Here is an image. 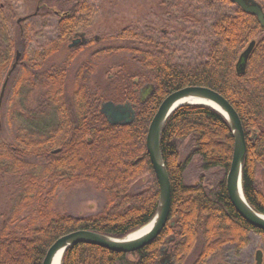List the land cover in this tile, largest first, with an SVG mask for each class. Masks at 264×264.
<instances>
[{
    "label": "trees",
    "instance_id": "1",
    "mask_svg": "<svg viewBox=\"0 0 264 264\" xmlns=\"http://www.w3.org/2000/svg\"><path fill=\"white\" fill-rule=\"evenodd\" d=\"M257 1L264 12V0ZM78 9L89 22L92 6L81 4ZM71 24L59 26L52 42L31 53L8 93V115L14 110L19 120L11 143L0 138V181H14L9 184L14 188L11 204L0 223V264H42L48 248L74 231L123 238L149 223L157 210L159 187L146 133L164 98L185 87L209 88L236 111L246 142L243 194L264 214L259 181L260 171L264 173V28L255 16L238 7L217 15L203 56L194 63L177 60L164 45L128 27L105 37L106 47L92 50L90 60L72 68L84 47H68L67 39L76 30ZM252 41L244 67L237 66ZM14 50L13 44L0 46V84ZM121 55L125 59L101 82L100 62ZM144 85L150 93L141 99L138 91ZM107 101L131 104L134 120L111 125L100 112ZM185 144L188 153L180 160ZM160 151L171 203L159 235L131 253L78 243L63 252L61 264H158L163 246L173 264H186L194 252L189 264H206L226 247L241 250L250 234L264 242V230L238 214L226 190L233 135L222 114L206 105L178 107L163 126ZM193 158L201 174L195 184H188L184 172ZM214 170L219 172L215 179L204 174ZM144 177L147 187L133 191ZM78 186L103 194L100 211L75 216L58 209L59 192Z\"/></svg>",
    "mask_w": 264,
    "mask_h": 264
},
{
    "label": "rangeland",
    "instance_id": "2",
    "mask_svg": "<svg viewBox=\"0 0 264 264\" xmlns=\"http://www.w3.org/2000/svg\"><path fill=\"white\" fill-rule=\"evenodd\" d=\"M37 1L26 0V13L34 11ZM90 4L95 7V12L92 18L90 17L89 26L85 30L90 42L77 55L73 68L78 67L81 61L90 60L94 50L106 47L105 37L128 27H132L158 44L164 45L168 53L173 54L177 60L194 63L203 56L205 44L212 37L210 30L214 18L220 14H229L237 7L219 0H90ZM37 18H34L33 23L31 21L29 25H25L23 29L22 25L18 23H12L11 26V37L16 41V53L14 50L10 66L0 84L1 91L7 78L0 107V138L7 143H11V135L16 133L19 120H16V111H11L9 115L7 111L8 93L24 63V58L16 60V55L19 53V57H21L26 52L30 55L32 51L46 47L49 44L47 41L56 33L54 18L47 19L43 16ZM25 32L29 35H25ZM95 36H98L99 40L91 41ZM124 59L123 55L112 57L109 60L104 58L102 63L100 62V81H105L106 76L114 73L116 68L114 66ZM14 63L15 67L12 69ZM109 67L111 71L107 72ZM13 117L15 120L12 119ZM9 119L12 121L10 120V123L7 124ZM187 153L188 147L185 144L180 151V160H184ZM198 165L197 158H193L188 163L184 172L186 183H196L201 174ZM204 174L214 179L219 177L218 170ZM259 181L260 187L264 191V173L262 171L259 173ZM12 182L14 181H11L10 178L0 181V223L4 220L11 204V193L14 192V188L9 184ZM147 182L146 177L142 178L139 183L133 186V191L145 189ZM56 203L59 210L75 216H86L101 210L103 194L94 191L91 186H78L60 191ZM258 250L261 252L260 264H264V242L257 235L250 234L248 244L241 250L235 251L232 246L226 247L221 252L212 255L206 264H256ZM194 254L195 252L186 264L191 262ZM162 257H164L163 254Z\"/></svg>",
    "mask_w": 264,
    "mask_h": 264
},
{
    "label": "water",
    "instance_id": "3",
    "mask_svg": "<svg viewBox=\"0 0 264 264\" xmlns=\"http://www.w3.org/2000/svg\"><path fill=\"white\" fill-rule=\"evenodd\" d=\"M230 1L243 12L255 16L261 28H264V12L256 0ZM254 43L252 41L248 44L247 48L241 54L237 66L241 65L244 67L245 61L254 47ZM18 57L19 53L16 55V60H18ZM14 67L15 63L12 69ZM6 83L7 78L0 91V107ZM193 98L199 101H191ZM186 104L209 106L222 114L227 120L233 135L232 159L226 175V190L229 199L235 210L246 222L257 229L264 230V214L256 212L248 204L242 190V167L246 151V142L244 131L236 111L219 93L206 87L191 86L174 91L164 98L154 114L146 133V150L159 187L157 210L151 221L123 238H114L88 230H78L68 233L58 238L48 248L42 264H52L53 258L57 254H60L61 262L63 252L68 247L78 243L93 244L112 251L131 253L151 242L159 235L167 223L171 203L170 181L160 151L161 132L169 115L178 107ZM100 112L111 125H127L135 117L134 109L128 102L123 104H115L112 101L104 102L100 107ZM141 230L144 231L138 236H131ZM164 249L165 247L160 249L161 254L164 252ZM260 255L261 252L258 250L256 253V264H260ZM160 263L173 264L170 260V254L162 258L160 257L158 264Z\"/></svg>",
    "mask_w": 264,
    "mask_h": 264
},
{
    "label": "flooded vegetation",
    "instance_id": "4",
    "mask_svg": "<svg viewBox=\"0 0 264 264\" xmlns=\"http://www.w3.org/2000/svg\"><path fill=\"white\" fill-rule=\"evenodd\" d=\"M25 3H26V0H0V15H4L5 20H6V22H3L2 18L0 17V30L3 29L5 31V37L0 38V46L9 47L10 44H13L14 46H16V41L11 37L12 23H18L22 25V29H23L25 25H29L31 21L33 23L35 21L34 18L38 19L37 17L39 16H43V18L46 17L47 19L54 18V21L56 23V27H55L56 32L59 29V26L61 25L63 26L67 22L70 24L71 23L74 24V27L76 28V30L75 32L70 34L67 39L68 47L71 46L69 48H73L77 50L81 47H85L86 44L90 42V40L87 37L86 31H85L86 28L89 26V22H88L89 16L85 12L82 13V11H76V10H79L78 8L81 4H85L88 7L92 6L93 8L92 13H94L95 7H93V5L90 4V0H38L34 8V11L29 12V13H26L25 11ZM230 3L235 5L231 1ZM6 23L8 24V26L6 25ZM31 28L32 27H30V29ZM25 31L27 32V30ZM26 32H25V35H29ZM56 36L57 34L55 33V36H53L48 41L46 40L47 44L52 42ZM98 40H99V37L95 36L93 40L91 41H98ZM41 49L42 48H39L36 50L41 51ZM15 53H16V50H15ZM28 57L30 58L31 54L28 55L27 57L23 56L22 54V56L18 58L19 60L21 58H24V63L21 68L27 67ZM74 65H72V68L74 67ZM75 68H77V66ZM138 93L141 99H143L150 93V91L148 87L144 85V88H141L138 91ZM163 247H165V249H164V252H162V254L166 256L167 254H169L168 249L166 246H163Z\"/></svg>",
    "mask_w": 264,
    "mask_h": 264
},
{
    "label": "bare ground",
    "instance_id": "5",
    "mask_svg": "<svg viewBox=\"0 0 264 264\" xmlns=\"http://www.w3.org/2000/svg\"><path fill=\"white\" fill-rule=\"evenodd\" d=\"M191 101H194V102H198L199 100L198 99H195L193 98ZM144 230H141L139 232H136L135 234L131 235L132 237H135V236H138L139 234H141ZM52 264H60V254H57L54 258H53V261H52Z\"/></svg>",
    "mask_w": 264,
    "mask_h": 264
}]
</instances>
